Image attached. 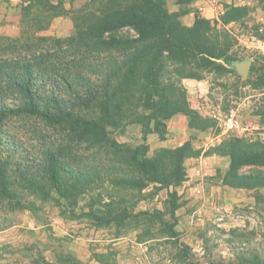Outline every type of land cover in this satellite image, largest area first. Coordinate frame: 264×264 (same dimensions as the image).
<instances>
[{"label":"rangeland","instance_id":"374dc122","mask_svg":"<svg viewBox=\"0 0 264 264\" xmlns=\"http://www.w3.org/2000/svg\"><path fill=\"white\" fill-rule=\"evenodd\" d=\"M163 1L183 27L203 20L208 47L231 62L226 70H217L215 64L224 62L210 57L173 63L167 83L181 90L180 104L189 114L159 117L145 128L125 123L109 137L129 150L145 145L147 159L185 147L180 160H170L163 184L137 173L132 187L105 182L93 197L77 202L37 200L36 215L0 201V264H264V179L251 180L257 171L264 173V165L239 166L235 174L241 184L233 186L222 169L228 159L196 158L212 145L228 156L225 144L235 140L237 148L264 152L259 135L264 131V0H219L214 18L204 17L196 0ZM102 8L107 9L105 0H0V45L7 43L1 39L21 37L24 20L35 16L44 25L38 37L62 40L82 17ZM117 36L138 37L130 27L119 28ZM243 63L250 64L245 77L239 72ZM231 113L247 127L244 133L223 132L222 121ZM0 124L2 132L33 148L32 123L8 117ZM10 152L5 147L0 159L17 161L21 153ZM90 211L95 218L87 216Z\"/></svg>","mask_w":264,"mask_h":264},{"label":"trees","instance_id":"16d2710c","mask_svg":"<svg viewBox=\"0 0 264 264\" xmlns=\"http://www.w3.org/2000/svg\"><path fill=\"white\" fill-rule=\"evenodd\" d=\"M105 1L109 10L88 13L62 40L38 37L44 25L37 16L24 20L21 37L1 39L7 43L0 45V119L18 117L32 123L35 141L33 148H24L18 138L2 132L0 124L7 137L0 136V152L9 146L11 154L21 153L13 163L9 157L0 159L1 207L36 215L37 200L77 202L93 197L105 182L132 187L137 173L163 184L164 170L172 167V158L178 163L185 147L147 159L145 145L129 150L109 135L123 124L145 128L151 121L157 124L159 117L189 114L180 104L181 90L167 83L173 63L210 57L224 62L215 64L217 70H226L231 62L208 47L201 35L203 20H196L193 28L183 27L163 0ZM122 27L132 28L138 37H115ZM237 142L226 143L224 149L231 161L226 175L233 179L227 184L233 186L241 184L235 174L239 166L264 165V152H247L249 148H237ZM261 178L264 173L257 171L251 180L258 183ZM87 216L95 218L92 211Z\"/></svg>","mask_w":264,"mask_h":264},{"label":"crops","instance_id":"0c3cea01","mask_svg":"<svg viewBox=\"0 0 264 264\" xmlns=\"http://www.w3.org/2000/svg\"><path fill=\"white\" fill-rule=\"evenodd\" d=\"M195 4H197L196 7L199 8V11L204 15V17L209 18V17H216L218 15V10L220 9L219 5V0H196ZM179 6H177L176 8H174L172 11H178ZM187 25H191V20L187 22ZM188 128V127H187ZM212 148L216 147L215 145L210 146ZM207 151H203L201 152L196 158H198L197 160H210V159H217V157H220L221 159H228L229 161L224 165L225 167L222 168L224 169V173L227 172L228 168H229V164H230V158L228 156L225 155H219L216 152H212V153H206ZM215 172H217V174L220 172L219 170H214ZM209 170H205L202 175H208ZM216 174V175H217ZM202 189H198V192H201Z\"/></svg>","mask_w":264,"mask_h":264},{"label":"built area","instance_id":"2783aa9c","mask_svg":"<svg viewBox=\"0 0 264 264\" xmlns=\"http://www.w3.org/2000/svg\"><path fill=\"white\" fill-rule=\"evenodd\" d=\"M224 133H244L247 130V127L244 126L240 120L235 116V114H229L222 121V126ZM261 139L264 140V131L259 133Z\"/></svg>","mask_w":264,"mask_h":264},{"label":"water","instance_id":"95a60500","mask_svg":"<svg viewBox=\"0 0 264 264\" xmlns=\"http://www.w3.org/2000/svg\"><path fill=\"white\" fill-rule=\"evenodd\" d=\"M250 64L249 63H243L239 65V72L241 75L244 77L247 75L248 70H249Z\"/></svg>","mask_w":264,"mask_h":264}]
</instances>
